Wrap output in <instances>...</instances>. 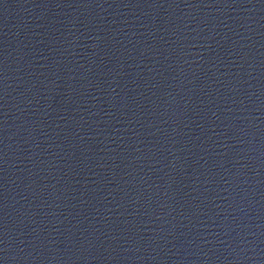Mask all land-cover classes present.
<instances>
[{"label":"water","instance_id":"1","mask_svg":"<svg viewBox=\"0 0 264 264\" xmlns=\"http://www.w3.org/2000/svg\"><path fill=\"white\" fill-rule=\"evenodd\" d=\"M0 264H264V0H0Z\"/></svg>","mask_w":264,"mask_h":264}]
</instances>
